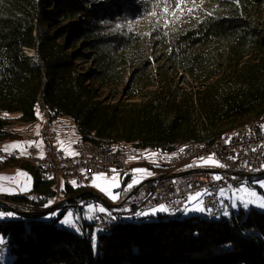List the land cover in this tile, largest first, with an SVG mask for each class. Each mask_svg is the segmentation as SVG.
<instances>
[{
    "label": "trees",
    "instance_id": "obj_1",
    "mask_svg": "<svg viewBox=\"0 0 264 264\" xmlns=\"http://www.w3.org/2000/svg\"><path fill=\"white\" fill-rule=\"evenodd\" d=\"M39 105L53 123L69 118L77 140L128 158L208 148L264 120V0H0V146L36 132ZM19 164L34 194L54 195ZM62 192L85 190L65 182ZM0 210L14 214L0 221L7 264H264V213L253 209L115 219L96 235L81 217L80 235L38 210Z\"/></svg>",
    "mask_w": 264,
    "mask_h": 264
},
{
    "label": "built area",
    "instance_id": "obj_2",
    "mask_svg": "<svg viewBox=\"0 0 264 264\" xmlns=\"http://www.w3.org/2000/svg\"><path fill=\"white\" fill-rule=\"evenodd\" d=\"M44 111L42 112V126L33 135L26 138L28 142V152L24 156H30L36 159L41 166L42 179L47 181L49 172H56V179L61 178L64 182H75L78 179H92L93 175L99 172H105L109 175L114 170L126 169L128 175H132L130 167L121 166V158L127 155H119L112 151L105 153H90L86 149L80 148V140H76L71 148V153H64L58 146V131L45 129ZM43 145L40 150L37 143ZM2 154V163L9 159L20 157L19 152H7L0 150ZM185 154L188 153H178ZM47 156H54L58 159V166H51L47 163ZM213 157L217 165L202 163V159ZM170 158V159H174ZM160 168V165H154ZM264 169V124L261 127L249 129L246 134L240 136H230V138L221 142L214 154L197 153L194 163H186L181 171H174L166 175L157 177L154 187L145 201L136 207L127 211L101 213L96 212L92 217L93 230L95 234L99 230L106 229L107 225L114 222L115 219L137 218V213H149L153 208L164 205L165 212H173V216L183 213L185 205L188 204L190 196L200 195V203L205 208L206 214L226 215L228 206L226 201L220 197L221 191H237L241 186L254 182V176L261 173ZM219 177V179H216ZM57 183L55 182V190ZM82 193L81 200H88V203L94 202L95 205L105 204L103 196H96L92 193ZM237 194V193H236ZM49 195L33 194L32 199L26 203H19L26 210H45L39 202L48 200ZM94 199L92 200V198ZM17 203V202H15ZM76 203V202H75ZM73 203L70 207L77 209L79 204ZM18 204V205H19ZM4 245V244H3ZM3 245H0L2 250Z\"/></svg>",
    "mask_w": 264,
    "mask_h": 264
},
{
    "label": "rangeland",
    "instance_id": "obj_3",
    "mask_svg": "<svg viewBox=\"0 0 264 264\" xmlns=\"http://www.w3.org/2000/svg\"><path fill=\"white\" fill-rule=\"evenodd\" d=\"M63 20L64 18H61L57 21V24H63ZM67 25V24H66ZM42 31H46L48 29L47 26H43ZM28 55H32L31 52H27ZM77 67L79 71H87L90 67L91 64L90 63H86L84 61H79L77 62ZM111 92H109L108 90H103L100 94L101 98H106V99H117L118 96H116L115 98H113L111 96ZM41 110H42V106L39 105V107H37V118L41 117ZM47 113V111H46ZM48 114V113H47ZM54 128L58 131V146L59 148L65 152L66 154H70L71 153V148L73 146V143L77 140L78 138V134L77 131L75 129V126L73 124V122L69 119L66 118L64 120V122H52ZM27 141V140H26ZM25 139H20V140H13V141H9L4 143L2 146H0L1 149H3L4 151L7 152H14L17 151L20 153V155L24 156L27 154L28 152V142H26ZM6 146H9L6 148ZM37 147L40 148V150L42 149L43 145H41L40 142L37 143ZM178 149L179 148H165V149H161L160 151H153L152 153L150 151H147L146 154H142L137 156V157H130L128 160L130 162H132L130 168L132 170V175H130V177L134 178L136 177L138 179V182L135 184H132L131 187H129L128 190H130L128 192V195L130 194L131 196H133V200L135 201L137 199V197H139V193H141V189L143 190V195H145L149 188H151V191L154 187L155 181L157 179L158 176H160L161 173H166V171L164 169L158 168V167H154V165H160L161 163L167 162L169 160V158H173L175 157L178 153ZM133 158V159H131ZM202 163L206 162L209 163L210 165H217V162L213 159L212 161H209V157L202 159L201 161ZM19 163V161H9L5 164H3L2 166H0V205H4L5 207H8L11 210H25L26 208L21 206L18 202L15 203L14 201H10L6 199V196H13V195H23L26 196L27 199L30 201L32 199L33 196V186H34V180H35V176L34 174L26 169L23 168ZM146 166L148 167V170L146 168ZM150 169V170H149ZM136 170H144V171H136ZM160 170V171H159ZM103 175L106 179L104 181H96V184L99 185V187L95 186L93 184V178L96 176H100ZM128 175V172L126 169H121V170H114L112 172L111 175L105 173V172H99L95 175H93L92 180L89 184V189H87L86 192L88 193H92L93 195H98V196H103L105 198V204L102 205H95L94 202L91 203H84V204H80V206H82L83 212H82V221L85 222L86 224H91L92 222V217L96 212H100L98 211V209L100 207H103L105 210L108 211V205H111V201H113V196L115 198H119L120 193L122 191V183L125 180L126 176ZM144 175H147L150 180L145 181L142 183V179L139 180V177H143ZM116 178L115 180H113V178ZM131 179V178H129ZM128 179V180H129ZM118 182V186H115ZM56 183H57V189L55 191L56 195L55 196H59L64 188V180L61 178H57L56 179ZM261 183H263V181L260 179L258 181H254L250 184H246L241 186L237 191H231L228 192L227 191H221L220 192V197H225L227 198V200H231V207L233 208V210L237 211L238 208H242L245 213H248L250 210H256L259 212H263L264 213V208H260L258 206V201H254L252 204H250L248 206L247 209H245L243 207V201H246L248 199H251L248 196L247 192H241L240 189L245 188L248 191L251 192H255L257 194L258 197H260V199H264V187H261ZM69 185L72 186H77L75 182H68ZM101 188L105 189V191H102ZM140 191V192H139ZM237 193V194H236ZM149 195V193H148ZM148 195H145L139 199H137V201L134 203V205H132V207H136L139 204L143 203L146 199V197ZM83 197V195L79 196V198L81 199ZM51 199V198H50ZM50 199L48 200H41L39 203L42 204V206H44L46 203H51ZM94 199V197L92 198V200ZM63 200V199H61ZM60 200V201H61ZM28 201V202H29ZM201 199L199 198V201L197 203H200ZM239 201V206L237 205V202ZM86 202V201H85ZM26 203V202H24ZM137 203V204H136ZM19 204V205H18ZM195 203L193 202H189V204L185 205V208L183 210V213L181 214V218H188L194 214H198V215H203V212L200 211H191L189 208L192 207ZM233 204H235L236 206L233 207ZM49 208L53 207V204L49 205ZM58 206V205H57ZM62 205H59L58 207H61ZM131 207V208H132ZM158 208V207H156ZM125 209V208H123ZM185 209H188V211H185ZM0 213H3V216H0V221L5 220V219H9L10 214L12 215V211H1ZM56 214L55 220H57L56 224L59 227H64L69 231H72L76 234H82L83 228L81 225V220L80 217L77 215V209L73 208V207H69V205H65V210H52V211H48L45 214V217H42L43 219L46 218V220H49L48 222H51L54 220V217H48V216H52V214ZM161 213V215H164L165 212H159ZM69 214H71L69 216ZM226 217L229 216V213H227V215H225ZM65 217H69L70 223L69 224H61L60 221L62 219H64ZM153 219V218H151ZM148 217H143V221H150L151 220ZM94 235L95 232H94ZM0 239H3L2 236H0ZM4 243L0 244V245H6V241L5 239H3ZM9 246L0 250V264H7L9 262H11L13 260V256L11 255V253L9 252Z\"/></svg>",
    "mask_w": 264,
    "mask_h": 264
},
{
    "label": "bare ground",
    "instance_id": "obj_4",
    "mask_svg": "<svg viewBox=\"0 0 264 264\" xmlns=\"http://www.w3.org/2000/svg\"><path fill=\"white\" fill-rule=\"evenodd\" d=\"M44 111V116L45 117H49V115L46 113V110L42 108L41 110V117L37 118L36 124H37V130L38 131L41 126H42V112ZM264 124V120L262 121H252V122H248L245 123L243 125H240L238 127H236L235 129L229 131L228 133H226L224 136H222L221 138L217 139L211 146H209L208 148H204L200 145H190V146H185L182 148L178 149L177 153H188V155L185 154H177L175 156L174 159H170L167 162L161 163L160 164V168L164 169L166 171V173H161L160 175H166L168 173H173V169L174 171H181L184 167L186 163H194L197 157V153H202V154H214V152L217 150L218 147H221V142H225L227 141L230 136H240V135H244L247 133V131L249 129H252L254 127H261ZM45 129H53V124L52 121L49 118H45ZM79 140V139H78ZM80 148L81 149H86L87 152L90 153H105V151H112V147L109 146L108 144H95L91 141H84V140H80ZM0 150H3L0 148ZM114 152L119 153V155H126V153L122 152V151H116L113 150ZM128 157L125 156L123 158H121V166L122 167H130L131 164H129L128 162ZM0 161H2V154L0 153ZM9 161H19L22 163L27 164L28 166H30L38 175V178L41 180L42 179V170H41V166L39 165L38 161L36 159H34L33 157L30 156H20L14 159H9ZM8 161V162H9ZM7 162H0V166H2L3 164H5ZM47 163L50 164L51 166H58V159L57 157L54 156H47ZM262 180L264 183V169H262L261 173H258L257 176H254V181H258V180ZM92 179H78L76 181V185L80 186L82 189H86L89 188V184L91 182ZM52 181V184L50 185V190L54 192L55 190V182H56V172H49L47 175V181H42L45 183H49ZM83 202L86 201L88 203V200H82ZM82 201L80 202V204L82 203ZM79 204V209L82 208V206H80ZM182 213H179V215L173 216V212H165V215H167L168 217L171 218H177L180 217ZM208 218L214 219V218H219L222 217L224 215H217L214 216V214H207ZM122 219H129V218H122ZM113 222L110 223V225H107L106 229L103 230H99V232L102 233H108L110 231L111 228V224ZM8 247V245H3L2 249Z\"/></svg>",
    "mask_w": 264,
    "mask_h": 264
},
{
    "label": "crops",
    "instance_id": "obj_5",
    "mask_svg": "<svg viewBox=\"0 0 264 264\" xmlns=\"http://www.w3.org/2000/svg\"><path fill=\"white\" fill-rule=\"evenodd\" d=\"M64 120L65 119H61V120H59L60 122H64ZM65 153V152H64ZM128 162H129V164H132V162H130L129 160H128ZM146 168H147V170H148V167L146 166ZM150 170V169H149ZM131 179H129L128 180V182L125 184V186H123L122 188V191H121V193H120V196H119V198H115V199H113V201H111V205H108L107 204V207L109 208L108 209V211L107 210H105L103 213H107V212H112L113 210H115V211H118V212H123V211H127V210H129L131 207H132V205H134V203L137 201V199H139V198H141V197H143V196H145V195H143V188L141 189V193H139V197H137V199L134 201L133 200V196H131L130 194L128 195V192L130 191V190H128L129 189V185L130 184H132V181H133V178L132 177H130ZM140 179H142L141 181H142V183L143 182H145V181H148V180H150V178L147 176V175H144L143 177H139V180ZM58 188V187H57ZM140 192V191H139ZM226 192V191H225ZM227 193H228V191H227ZM21 195V194H20ZM56 195V193L54 192V195L53 196H50L49 197V199H50V202L51 203H46L45 205H44V211L43 210H38L39 211V213H40V215L42 216V217H45V214L48 212V211H52V210H57V209H60L61 211L62 210H65V205L67 204V205H71V204H73V203H80L82 200L80 199V198H78V197H76V198H71V197H66V195L63 193V192H61V194L59 195V196H55ZM61 199H63V200H61ZM222 199L224 200V201H226V203H227V206H228V212L227 213H229L231 210H233V208L231 207V200H227V198H225V197H222ZM61 200V201H60ZM75 203V204H76ZM84 203H87V202H85L84 201ZM83 203V201H82V204H84ZM50 204H53V207L52 208H49L50 206ZM189 204V203H188ZM59 205H62L61 207H58ZM237 205L239 206V201L237 202ZM199 206L200 207H202L203 209H204V214L206 213V211H205V208L202 206V204L201 203H199ZM70 207V206H69ZM195 207V204L192 206V207H190L189 209L191 210V209H193ZM100 208H103V207H100ZM123 208H125V209H123ZM240 208V207H239ZM238 208V209H239ZM18 211H21V212H24V213H28V212H31L32 210H18ZM191 211H194V210H191ZM79 212L81 213V216L83 215L82 214V212H83V209L81 208V209H79ZM197 212V211H196ZM149 213H151V211L149 212ZM159 214H161V213H159V212H157L156 214H154V215H143V216H145V217H148V218H153V219H155ZM14 214H13V212H12V215L10 214V217H12ZM49 218L50 217H54V219H55V217H56V214L54 213V214H52V216H48ZM82 218V217H81ZM42 220L43 221H49V220H46V218L45 219H43L42 218Z\"/></svg>",
    "mask_w": 264,
    "mask_h": 264
},
{
    "label": "snow or ice",
    "instance_id": "obj_6",
    "mask_svg": "<svg viewBox=\"0 0 264 264\" xmlns=\"http://www.w3.org/2000/svg\"><path fill=\"white\" fill-rule=\"evenodd\" d=\"M9 147V146H6V148ZM213 160V157H209V161H212ZM219 166V165H217ZM136 171H144V170H136ZM106 178L103 176V175H100V176H96L93 178V184L97 187H99V185L96 184V181H104ZM116 178L114 177L113 180H115ZM216 179H219V177H216ZM138 182V179L136 177L133 178V181H132V184H135ZM132 184H130L128 187H131ZM115 186H118V182ZM261 187H264V183H261ZM102 191H105V189L101 188ZM241 192H247L248 193V196L251 198V199H248L246 201H243V207L245 209L248 208V206L250 204H252L254 201H258V206L260 208H264V199H260V197L257 196V194L255 192H251V191H248L247 189L245 188H242L240 189ZM201 194H197L196 196H190L189 197V201L190 202H193L195 203V207L191 210H194V211H200V212H203L204 209L202 207L199 206V203H197L199 201V197H200ZM113 199H115V197L113 196L112 197ZM236 205L233 204V207H235ZM98 211H100L101 213H103L105 211L104 208H99ZM167 211L166 207L164 205H160L158 208H153L151 210V213H137L136 215L137 216H140V215H154L156 214L157 212H165ZM185 211H188V209H185ZM227 215V213H225ZM4 214L3 213H0V216H3ZM71 214H69L70 216ZM61 224H69L70 223V220H69V217H65L64 219H62L60 221ZM4 243L3 239H0V244Z\"/></svg>",
    "mask_w": 264,
    "mask_h": 264
}]
</instances>
